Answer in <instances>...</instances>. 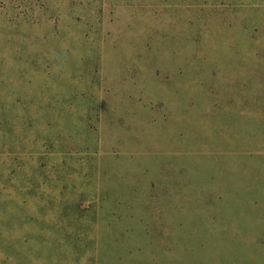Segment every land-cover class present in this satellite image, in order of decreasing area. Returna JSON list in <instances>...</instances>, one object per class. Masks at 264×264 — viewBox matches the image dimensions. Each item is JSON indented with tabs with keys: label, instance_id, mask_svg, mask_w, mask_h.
I'll return each instance as SVG.
<instances>
[{
	"label": "rangeland",
	"instance_id": "1",
	"mask_svg": "<svg viewBox=\"0 0 264 264\" xmlns=\"http://www.w3.org/2000/svg\"><path fill=\"white\" fill-rule=\"evenodd\" d=\"M0 264H264V0H0Z\"/></svg>",
	"mask_w": 264,
	"mask_h": 264
}]
</instances>
